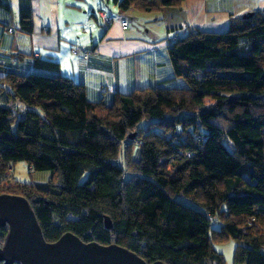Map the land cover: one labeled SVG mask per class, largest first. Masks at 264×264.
I'll use <instances>...</instances> for the list:
<instances>
[{
	"label": "trees",
	"instance_id": "1",
	"mask_svg": "<svg viewBox=\"0 0 264 264\" xmlns=\"http://www.w3.org/2000/svg\"><path fill=\"white\" fill-rule=\"evenodd\" d=\"M185 1L113 0L143 13ZM19 25L33 31L29 4ZM167 51L185 86L116 92L109 104L51 60H33L50 73L0 78V195L27 198L50 242L72 232L149 264H226L214 245L234 240V264H264V9L230 17L225 31L191 30ZM19 161L49 180L7 181Z\"/></svg>",
	"mask_w": 264,
	"mask_h": 264
},
{
	"label": "crops",
	"instance_id": "2",
	"mask_svg": "<svg viewBox=\"0 0 264 264\" xmlns=\"http://www.w3.org/2000/svg\"><path fill=\"white\" fill-rule=\"evenodd\" d=\"M0 6V78L8 72L50 73L36 69L34 58L59 63L60 74L85 85L91 101L111 103L116 92L144 87H183L167 47L191 30L225 31L230 17L264 9V0H186L181 6L143 13L120 11L108 0H9ZM29 4L33 31L20 30V7ZM102 11L111 18L101 28ZM128 21L123 28L121 20ZM14 28V31H10ZM91 50L84 57L81 49ZM105 89L106 92H103ZM22 108V104L15 101Z\"/></svg>",
	"mask_w": 264,
	"mask_h": 264
},
{
	"label": "water",
	"instance_id": "3",
	"mask_svg": "<svg viewBox=\"0 0 264 264\" xmlns=\"http://www.w3.org/2000/svg\"><path fill=\"white\" fill-rule=\"evenodd\" d=\"M252 15L253 11H249L243 18ZM105 222L110 228L109 217ZM4 226H8L0 245V262L4 264H149L124 246L85 242L72 232L47 241L31 203L21 195H0V227ZM150 264L166 263L157 260Z\"/></svg>",
	"mask_w": 264,
	"mask_h": 264
},
{
	"label": "rangeland",
	"instance_id": "4",
	"mask_svg": "<svg viewBox=\"0 0 264 264\" xmlns=\"http://www.w3.org/2000/svg\"><path fill=\"white\" fill-rule=\"evenodd\" d=\"M239 1L240 3H243L244 0ZM113 4V0H108V6L105 5V9L110 12L109 9L113 6ZM214 102L215 101L211 99L207 100L208 105H212ZM13 128H15V125L13 126ZM50 176L51 172L49 170L33 171L30 170L29 165L26 162L19 161L14 164V168L11 169V171L8 173L6 180H17L22 183H43L47 182ZM178 199L184 203L196 205L194 203H191V201L184 196H178ZM214 247L218 252L223 254L226 260V264H234L233 260L236 248V242L234 240H230L225 243H217L214 245Z\"/></svg>",
	"mask_w": 264,
	"mask_h": 264
},
{
	"label": "built area",
	"instance_id": "5",
	"mask_svg": "<svg viewBox=\"0 0 264 264\" xmlns=\"http://www.w3.org/2000/svg\"><path fill=\"white\" fill-rule=\"evenodd\" d=\"M102 22H101V28L103 29V31H107L109 29V24L111 22V18H109L104 11H102ZM121 25L123 28H127L128 27V21H126L125 19L121 20ZM13 29H10V31H12ZM83 52L84 57H89V55L91 54V50L88 49L87 47H83V49H81Z\"/></svg>",
	"mask_w": 264,
	"mask_h": 264
}]
</instances>
